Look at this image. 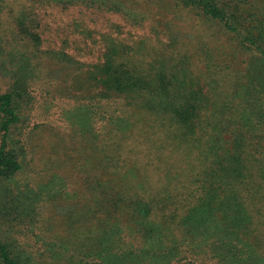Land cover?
Returning a JSON list of instances; mask_svg holds the SVG:
<instances>
[{
    "label": "trees",
    "instance_id": "16d2710c",
    "mask_svg": "<svg viewBox=\"0 0 264 264\" xmlns=\"http://www.w3.org/2000/svg\"><path fill=\"white\" fill-rule=\"evenodd\" d=\"M34 1L150 29L169 6L215 25V56L200 70L204 91L179 63L147 61L141 40L108 39L74 83L85 195L55 220L58 175L19 179L32 170L22 130L36 123L25 109L40 78L36 21L21 10L31 57L0 45V264H264V0ZM138 136L146 155L120 164L113 138Z\"/></svg>",
    "mask_w": 264,
    "mask_h": 264
},
{
    "label": "rangeland",
    "instance_id": "374dc122",
    "mask_svg": "<svg viewBox=\"0 0 264 264\" xmlns=\"http://www.w3.org/2000/svg\"><path fill=\"white\" fill-rule=\"evenodd\" d=\"M152 9H156V6ZM21 10H25V15L36 21L35 28L31 27L29 31L36 32L40 39L37 74L40 78L37 80L38 84H35L36 100L25 109L26 115L36 118V123L32 121L27 124L28 128L22 130L32 170L26 169L19 179L28 177L31 181L51 182L54 177L52 175H58L54 179L58 190L52 192L55 200L50 203L54 209L48 205L49 202L46 205L48 210L51 208L55 212L53 217L55 215L54 219L58 220L71 202L78 203L85 195L79 181L83 174L77 163L78 151L82 145L85 148V144L76 133L75 121L71 119L75 105L73 97L82 92L74 89V83L84 76L83 72L101 62L108 39L120 40L130 45L138 44L141 40L142 53L150 54L147 61L156 62L165 58L170 66L179 63L186 68L188 75L199 78L206 91L200 70L205 69L206 57L215 56V25L206 21L199 23L192 14L181 13L169 6L165 11L155 10V13L163 12L164 17L162 14L155 16L161 23L155 21L150 29L151 24L133 26L118 14L85 9L82 6L62 8L34 0H0V45L6 55H9L12 48L27 53L30 57L32 55L33 43L20 36L14 24V18L20 16ZM9 43L11 47L7 45ZM243 55L248 57L245 53ZM45 92H49L51 97L44 103L40 97ZM54 97L57 101H54ZM37 124L38 128L35 127ZM98 125L100 127L101 122ZM86 128L89 129L90 126ZM88 139L92 141L93 137L88 135ZM113 141L116 145L114 149L119 147L120 164L125 158L135 165L146 155L139 136L113 138ZM164 153L166 157L169 155L176 160L170 151L165 150ZM155 162H149L150 178Z\"/></svg>",
    "mask_w": 264,
    "mask_h": 264
}]
</instances>
